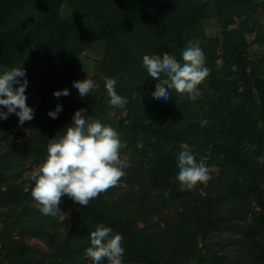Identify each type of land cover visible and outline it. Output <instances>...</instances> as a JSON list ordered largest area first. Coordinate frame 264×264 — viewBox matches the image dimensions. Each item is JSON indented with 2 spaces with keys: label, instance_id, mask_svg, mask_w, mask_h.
I'll return each instance as SVG.
<instances>
[{
  "label": "trees",
  "instance_id": "trees-1",
  "mask_svg": "<svg viewBox=\"0 0 264 264\" xmlns=\"http://www.w3.org/2000/svg\"><path fill=\"white\" fill-rule=\"evenodd\" d=\"M69 1L0 0V72L22 66L34 110L22 126L15 114L0 119V264H93L86 249L98 224L123 237V264H264V27L245 19L229 28L256 10L255 0ZM208 24L215 34L197 40ZM246 35H253V58ZM193 40L210 69L201 95L191 101L169 89V99L153 98L159 81L142 57L168 53L183 63ZM92 53L99 54L98 90L81 98L72 84L87 78L82 60ZM113 77L123 108L109 103L104 80ZM64 89L68 96H53ZM80 109L119 133L120 153L128 154L125 187L86 207L62 197L61 211L71 213L60 220L32 207L34 181L19 179L28 162L41 165L48 139L63 135ZM184 144L197 162L204 157L216 168L191 191L176 180Z\"/></svg>",
  "mask_w": 264,
  "mask_h": 264
},
{
  "label": "clouds",
  "instance_id": "clouds-1",
  "mask_svg": "<svg viewBox=\"0 0 264 264\" xmlns=\"http://www.w3.org/2000/svg\"><path fill=\"white\" fill-rule=\"evenodd\" d=\"M182 61L178 62L168 53L162 56L145 54L142 57V66L148 76L159 81L152 93L153 98L169 99V89L177 95H187L191 101L201 95L198 86L210 74V69L205 67L203 50L188 41L182 52ZM25 77L26 71L22 66L5 68L0 72V107L7 110L0 112V119L15 114L18 126L34 118V110L26 104L28 81ZM117 79L105 78L104 87L109 103L113 107L123 108L127 99L116 92ZM72 86L81 98L88 97L96 87L94 81L88 78L74 81ZM68 95L67 89L53 92L57 99ZM61 111L62 106L58 104L53 111L48 112V116L56 119ZM84 112L85 109H80L74 113L72 125L66 127L63 135L48 139L47 155L32 173L34 187L31 195L37 203L38 211L45 216H66L59 207L64 196L74 204L86 207L91 200L115 187L125 175L120 158V150L125 145L119 133L99 120L90 119ZM207 123V120L200 121L202 127ZM181 148L183 150L178 155L176 180L182 191H191L212 177L205 163L206 158L202 157L197 162L188 145H181ZM156 191L154 189L152 194L155 195ZM89 239L91 246L86 249V255L93 264H102L105 260L107 264H123L125 249L120 234H113L111 228L98 224L89 234Z\"/></svg>",
  "mask_w": 264,
  "mask_h": 264
},
{
  "label": "rangeland",
  "instance_id": "rangeland-1",
  "mask_svg": "<svg viewBox=\"0 0 264 264\" xmlns=\"http://www.w3.org/2000/svg\"><path fill=\"white\" fill-rule=\"evenodd\" d=\"M73 2V0H70ZM69 1V2H70ZM255 3H256V10L253 11L250 15H243L242 17L240 18H237L235 17L233 19V23L229 26V28H232V27H235V26H238V24L240 22H242L243 20L247 19L249 24H251L252 22H256L258 25H260L261 27H264V0H255ZM70 9L67 8V6H64L63 9H62V12H61V15L62 17H68L70 15ZM218 33V31H217ZM215 34V31L212 29L211 25L208 24L206 26H204L203 28H201L199 34L197 35L198 38L197 40H200L202 39L203 37H208V36H211V35H214ZM219 35V34H218ZM246 40L248 42H250V53H249V57L250 58H253L254 57V53L252 52L253 50H256V47H253V44H252V40H253V35H246ZM197 40H193V44L195 45H198V41ZM99 58V54L97 53H92L89 55L88 58L82 60V63H83V70L85 71L86 73V77L88 79H92L94 81V76H96V63H95V60H97ZM220 60L217 61V65L219 66L220 65ZM94 84L96 85V87H94L90 93H93L95 92L96 90H98V86L96 84V82H94ZM111 115L114 114L113 111L110 112ZM120 158L123 162V165L124 167H126L128 165V154L127 153H120ZM39 168L38 165H35L34 163L32 162H28L26 165H25V169L23 170L22 174H21V177L19 179V181H24V180H27L29 178L32 177V173L34 171H36L37 169ZM209 171L211 172H216V168L215 167H208ZM207 183H204L203 186H206ZM117 187L118 189H122L124 190V183L122 182V180L119 181V183L115 186ZM199 193H201V195H204V192L202 189L198 190ZM62 200V198H61ZM31 206H37V203L34 201V199H32V203H31ZM71 210L68 208L66 209V216H60V220H63V219H67L69 216H70V212ZM167 213V211L165 209H163V214L165 215ZM169 218V217H168ZM167 218V219H168ZM157 216L156 215H153L152 216V220L151 222H155L157 220ZM168 221H170L168 219ZM159 224V227H163V222H158ZM139 227H141L142 225L139 224L138 225ZM11 237H13L14 239H17V232L13 231L11 232ZM28 244L31 245V246H36L38 247L40 250H45V246L43 244H41L38 240H35V239H30L28 240ZM231 253H229V257ZM90 258L87 260V262H90ZM129 264H132V263H129Z\"/></svg>",
  "mask_w": 264,
  "mask_h": 264
}]
</instances>
